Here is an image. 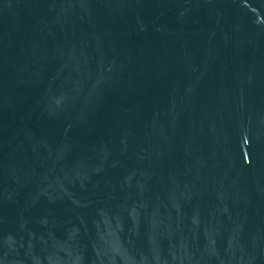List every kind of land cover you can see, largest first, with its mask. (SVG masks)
<instances>
[{"label":"water","instance_id":"obj_1","mask_svg":"<svg viewBox=\"0 0 264 264\" xmlns=\"http://www.w3.org/2000/svg\"><path fill=\"white\" fill-rule=\"evenodd\" d=\"M0 264H264V0H0Z\"/></svg>","mask_w":264,"mask_h":264}]
</instances>
